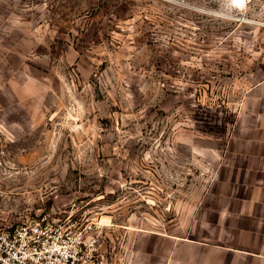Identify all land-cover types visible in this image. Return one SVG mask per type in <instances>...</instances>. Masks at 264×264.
<instances>
[{
    "label": "rangeland",
    "instance_id": "374dc122",
    "mask_svg": "<svg viewBox=\"0 0 264 264\" xmlns=\"http://www.w3.org/2000/svg\"><path fill=\"white\" fill-rule=\"evenodd\" d=\"M262 154L264 0H0V229L86 215L114 264H242Z\"/></svg>",
    "mask_w": 264,
    "mask_h": 264
},
{
    "label": "built area",
    "instance_id": "2783aa9c",
    "mask_svg": "<svg viewBox=\"0 0 264 264\" xmlns=\"http://www.w3.org/2000/svg\"><path fill=\"white\" fill-rule=\"evenodd\" d=\"M96 217L24 218L0 229V264H114Z\"/></svg>",
    "mask_w": 264,
    "mask_h": 264
},
{
    "label": "crops",
    "instance_id": "0c3cea01",
    "mask_svg": "<svg viewBox=\"0 0 264 264\" xmlns=\"http://www.w3.org/2000/svg\"><path fill=\"white\" fill-rule=\"evenodd\" d=\"M260 157V162L264 161V154ZM258 167L260 175L255 186H250L245 191L240 213H234L242 217L243 224L251 226L248 229L242 228L243 234H248L249 240L258 242L256 250L247 249L240 253L242 264H264V163H259Z\"/></svg>",
    "mask_w": 264,
    "mask_h": 264
}]
</instances>
